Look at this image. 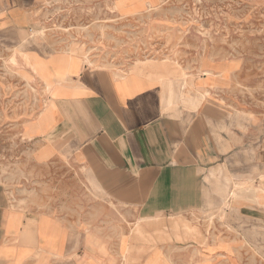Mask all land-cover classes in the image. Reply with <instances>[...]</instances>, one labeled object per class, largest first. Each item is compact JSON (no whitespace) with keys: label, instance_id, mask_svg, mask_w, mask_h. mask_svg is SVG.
I'll list each match as a JSON object with an SVG mask.
<instances>
[{"label":"crops","instance_id":"crops-1","mask_svg":"<svg viewBox=\"0 0 264 264\" xmlns=\"http://www.w3.org/2000/svg\"><path fill=\"white\" fill-rule=\"evenodd\" d=\"M35 1L0 0L5 45L15 44L33 21L27 10ZM27 53L47 74L46 80L34 74L38 82L49 84L45 104L21 129L40 174H55L58 164L138 219L172 218L167 234L176 221L192 228L193 239L181 229L169 237L178 244L205 242L200 228L180 216L230 204L264 217V106L228 96L237 69L207 59L183 72L174 60H156L121 72L75 55L46 63ZM29 213L9 210L7 192L0 190L1 264L27 261L34 244L48 259L66 253L71 240L61 219ZM152 232L153 239L162 231ZM213 246L209 253L229 251Z\"/></svg>","mask_w":264,"mask_h":264},{"label":"rangeland","instance_id":"rangeland-1","mask_svg":"<svg viewBox=\"0 0 264 264\" xmlns=\"http://www.w3.org/2000/svg\"><path fill=\"white\" fill-rule=\"evenodd\" d=\"M135 3L36 0L27 10L33 21L19 31L16 43L0 40V190L7 192L11 211L61 219L71 240L64 256L48 259L34 244L31 257L16 264H264V217L230 204L180 216L200 228L205 242L178 244L169 237H178L181 229L193 239L192 228L176 221L167 234L164 228L172 218L138 219L131 209L89 192L79 179L69 177L67 168L56 164L55 174H40L33 164L35 153L21 129L45 104L48 86L35 77L42 74L30 50L46 63L58 55H75L92 67L121 72L156 60H174L183 72L207 59L226 63L239 71L228 96L244 102L257 99L264 106V0ZM20 49L27 61L20 59ZM153 227L162 232L152 239ZM208 244L211 249L224 244L229 251L209 253Z\"/></svg>","mask_w":264,"mask_h":264},{"label":"bare ground","instance_id":"bare-ground-1","mask_svg":"<svg viewBox=\"0 0 264 264\" xmlns=\"http://www.w3.org/2000/svg\"><path fill=\"white\" fill-rule=\"evenodd\" d=\"M135 1L143 2L144 0H131V3L133 4V5H132L133 7H134V5L136 4ZM115 6L118 7V8H122V7H123V4H122L121 2H116ZM21 47H22V46H21ZM17 53H18L20 59H22L23 61H27V60L25 59V54H24V52L22 51V49H20V51L17 52ZM61 57H62V56H61ZM63 57H64V56H63ZM28 64H29V63H28ZM31 67L35 70V68H34L32 65H31ZM47 86H48V84L46 85V87H47Z\"/></svg>","mask_w":264,"mask_h":264}]
</instances>
